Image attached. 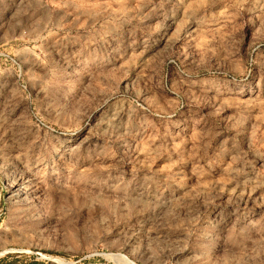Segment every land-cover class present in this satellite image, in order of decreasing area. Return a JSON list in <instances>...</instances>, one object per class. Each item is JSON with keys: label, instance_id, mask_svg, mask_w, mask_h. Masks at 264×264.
I'll return each mask as SVG.
<instances>
[{"label": "rangeland", "instance_id": "rangeland-1", "mask_svg": "<svg viewBox=\"0 0 264 264\" xmlns=\"http://www.w3.org/2000/svg\"><path fill=\"white\" fill-rule=\"evenodd\" d=\"M131 263L264 264V0H0V264Z\"/></svg>", "mask_w": 264, "mask_h": 264}, {"label": "bare ground", "instance_id": "bare-ground-1", "mask_svg": "<svg viewBox=\"0 0 264 264\" xmlns=\"http://www.w3.org/2000/svg\"><path fill=\"white\" fill-rule=\"evenodd\" d=\"M126 260V259H125ZM132 264V263H131Z\"/></svg>", "mask_w": 264, "mask_h": 264}]
</instances>
